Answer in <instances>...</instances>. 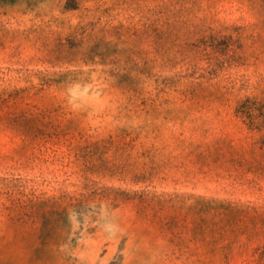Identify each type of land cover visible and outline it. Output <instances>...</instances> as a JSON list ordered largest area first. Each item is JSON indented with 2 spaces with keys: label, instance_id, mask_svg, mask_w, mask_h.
I'll list each match as a JSON object with an SVG mask.
<instances>
[{
  "label": "rangeland",
  "instance_id": "obj_1",
  "mask_svg": "<svg viewBox=\"0 0 264 264\" xmlns=\"http://www.w3.org/2000/svg\"><path fill=\"white\" fill-rule=\"evenodd\" d=\"M0 264H264V0H0Z\"/></svg>",
  "mask_w": 264,
  "mask_h": 264
}]
</instances>
